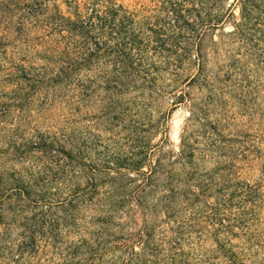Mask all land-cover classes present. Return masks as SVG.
<instances>
[{
    "label": "rangeland",
    "instance_id": "rangeland-1",
    "mask_svg": "<svg viewBox=\"0 0 264 264\" xmlns=\"http://www.w3.org/2000/svg\"><path fill=\"white\" fill-rule=\"evenodd\" d=\"M47 6L0 14V264H264V0Z\"/></svg>",
    "mask_w": 264,
    "mask_h": 264
},
{
    "label": "trees",
    "instance_id": "trees-1",
    "mask_svg": "<svg viewBox=\"0 0 264 264\" xmlns=\"http://www.w3.org/2000/svg\"><path fill=\"white\" fill-rule=\"evenodd\" d=\"M49 2H52V0H2L0 1V14L1 18H11L13 14H21V15H27L35 21H38L39 16H44L45 11L49 10V6L47 4ZM46 6V8H45ZM45 8V9H44ZM54 9H57L55 6ZM78 15V14H77ZM98 20L102 22L104 18L101 16L96 17ZM60 22L71 24L73 25V28L69 30L70 34H76L80 32V29H87L89 28L90 31H94L96 27H99V24L95 23L94 21H90V19L86 23V27L82 23L81 26L77 25L75 23H72L71 20L65 18L64 16L60 17ZM82 22V21H80ZM90 24V25H89ZM84 26V27H83ZM79 28V29H78ZM88 29V30H89Z\"/></svg>",
    "mask_w": 264,
    "mask_h": 264
}]
</instances>
